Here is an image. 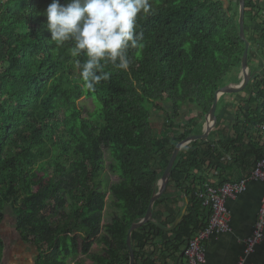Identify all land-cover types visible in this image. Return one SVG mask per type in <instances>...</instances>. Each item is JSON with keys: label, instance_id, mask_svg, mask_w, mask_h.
Returning <instances> with one entry per match:
<instances>
[{"label": "trees", "instance_id": "obj_1", "mask_svg": "<svg viewBox=\"0 0 264 264\" xmlns=\"http://www.w3.org/2000/svg\"><path fill=\"white\" fill-rule=\"evenodd\" d=\"M51 2L0 0V253L9 208L17 232L37 253L36 264H70L89 256L97 242L104 249L99 264H129L128 230L146 215L174 146L200 133L217 90L240 82L245 49L240 3L150 0L153 14L137 22L143 49L139 54L129 49L127 71L105 67L110 79L93 92L82 87L77 58L68 51L71 44L58 48L50 40L44 12ZM260 19L253 1L246 0V34L252 46L248 66L264 48L256 44L264 42ZM234 72L235 80L226 84ZM249 73L245 91L232 98L240 103L231 132L192 142L179 152L167 190L187 200L186 213L172 232L152 223L133 232L135 264H153L147 247L165 234L173 239L164 242L162 252L169 246L171 254L184 250L211 216L199 191L240 181L243 172L248 174L264 158V75ZM83 98L92 99L96 111L89 112ZM186 107L197 115L180 125ZM156 111L166 115L159 133L151 122ZM220 121L218 117L217 125ZM107 154L121 187L105 182ZM33 170L35 177L30 176ZM167 190L153 206L154 218L168 210ZM111 193L122 200L125 215H114L105 224ZM69 208L70 220L65 218Z\"/></svg>", "mask_w": 264, "mask_h": 264}, {"label": "clouds", "instance_id": "obj_2", "mask_svg": "<svg viewBox=\"0 0 264 264\" xmlns=\"http://www.w3.org/2000/svg\"><path fill=\"white\" fill-rule=\"evenodd\" d=\"M150 0H52L44 12L46 31L50 40L68 49L75 59V67L83 89L95 91L111 73V66L127 71L130 66L129 49L142 50L143 34L137 31L138 19L153 14ZM85 57L81 62L79 57Z\"/></svg>", "mask_w": 264, "mask_h": 264}, {"label": "crops", "instance_id": "obj_3", "mask_svg": "<svg viewBox=\"0 0 264 264\" xmlns=\"http://www.w3.org/2000/svg\"><path fill=\"white\" fill-rule=\"evenodd\" d=\"M250 69L258 76L264 75V48H261L256 57L252 59L251 64H249ZM221 99L222 102L219 104L217 115L221 119V123L216 125L208 138H221L231 132V123L234 119L233 112L240 101L234 102L232 98H220L219 101ZM225 113L229 114L223 119ZM203 129L204 125H202L199 134L203 132ZM247 172L245 171L241 174L242 178L247 175ZM167 194L171 198L168 203V212L164 211L161 218H155L160 225L163 220L169 221L170 225L167 227L163 226L164 228L171 227L187 206L186 199L174 189H168ZM263 196L264 183L261 181H250L244 193L236 195L227 201L230 230L212 235L207 243L206 264H237L243 255L245 240L252 234ZM159 210H162V208H158L156 211ZM8 221L5 218L1 226L4 251L0 253V264H36L37 253L32 250L31 245L29 246L23 241V238L17 232L15 219L13 221L16 231L14 237L17 240L12 242L11 239H4L2 232ZM167 239L172 240L173 236L165 234L162 237L153 238L147 247V255L151 256L152 261L158 259L156 264H184L183 255L185 249L181 248L179 253L171 254L169 250L173 251V248L169 246V250L162 252L165 249L163 244ZM247 262L248 264H264V240L256 247L254 253L248 257Z\"/></svg>", "mask_w": 264, "mask_h": 264}, {"label": "built area", "instance_id": "obj_4", "mask_svg": "<svg viewBox=\"0 0 264 264\" xmlns=\"http://www.w3.org/2000/svg\"><path fill=\"white\" fill-rule=\"evenodd\" d=\"M254 3V14L264 21V0H252ZM258 13V14H256ZM259 47L264 44L258 39L256 43ZM264 129V126H262ZM250 181H261L264 183V158L259 159L253 169L238 182L226 183L220 187L206 186L201 189L198 196L203 201V206L211 210L208 225L188 242L184 250V264H206L207 243L214 234L228 232L230 230L229 211L227 201L246 191ZM264 240V196L259 205L257 218L252 234L245 240L242 257L237 264H248V257L254 253L256 247ZM158 259L153 260L156 264Z\"/></svg>", "mask_w": 264, "mask_h": 264}, {"label": "water", "instance_id": "obj_5", "mask_svg": "<svg viewBox=\"0 0 264 264\" xmlns=\"http://www.w3.org/2000/svg\"><path fill=\"white\" fill-rule=\"evenodd\" d=\"M239 3H240V21H239L240 35H241L242 40L245 42V49H244L243 56L241 59V64H240V75H239L240 82L236 87L228 85V86H225L217 90L215 92L214 102L212 104L210 112L206 116L203 132L201 134L191 135L179 141L174 146L170 159L168 161V164L158 184V192L155 195H153V197L150 199L146 215L139 222L131 224L128 230L127 238H126V245H127L128 252H129V264H135V254H134V250L132 247V240H131V236L133 232L144 227L148 223H152L160 231L164 233L172 232L177 228V226L179 225L180 221L182 220V218L184 217L186 213L187 206L183 209L182 213L175 220V222L173 223L171 227L164 228L153 217V212H152L153 206L156 203V201H158L166 193L167 186L170 180L171 170L176 162L179 152L184 147H186L192 142L207 141L210 133L215 129L217 125V114L216 113L218 109L219 99L220 98H235V97L240 96L245 91L249 82L252 79L249 73V66H248L249 50L251 49L252 46L246 34V0H239ZM186 203H187V200H186Z\"/></svg>", "mask_w": 264, "mask_h": 264}, {"label": "rangeland", "instance_id": "obj_6", "mask_svg": "<svg viewBox=\"0 0 264 264\" xmlns=\"http://www.w3.org/2000/svg\"><path fill=\"white\" fill-rule=\"evenodd\" d=\"M236 1V0H234ZM235 10H238V6H237V2L235 4ZM236 77V73H231L226 79H225V83L226 84H231L233 83V81L235 80ZM237 85H234L233 87H236ZM222 102V99L220 100V103ZM81 104L87 107V110L89 112H94L97 109V105L96 103L92 100V99H87V98H83L81 100ZM166 106L164 105V108ZM197 111L192 110L191 108H185L183 113H182V118H179L178 121L180 123V125H185V123L188 121L189 118L191 117H195L197 115L196 113ZM165 118L166 115L164 112L161 111H156L153 113L151 122L154 126V129L156 131V133H159L162 131L163 129V125L165 122ZM206 120V117H205ZM199 127L197 128V132H199ZM113 163V161L111 160L110 156L107 154L106 158L104 159V166L106 168V176L105 177V182L106 184H109V187L112 186H116V187H121L122 185V181L120 180L119 176L113 172H111L110 170V165ZM30 176L31 177H35L37 176V171L33 170L30 172ZM103 177V178H104ZM123 202L120 199V197L118 195H115L113 193L109 194V200H108V208H107V213H106V217H105V224H108L111 222V220L113 219L114 215H117L119 218H124L125 212L124 209L122 207ZM73 214L72 210L69 208L66 212H65V218L67 219V217L69 218V215ZM6 218L9 220L7 222L6 227L4 228L2 234L4 239L6 240H12V242L15 240H17L16 237H14V235L16 234L15 232V226L13 224V221L15 219L14 214L12 212L11 209L8 208V210L6 211ZM56 218H54L55 220ZM63 220V219H62ZM70 220V218H69ZM10 237V238H9ZM30 246V245H29ZM32 250L35 251L34 247L32 246ZM104 254V249L103 246L100 245L98 242L95 244V246L93 247L91 254L89 256H84L81 255L79 258H77L76 260H71L70 264H99L98 263V258L99 256H102Z\"/></svg>", "mask_w": 264, "mask_h": 264}]
</instances>
